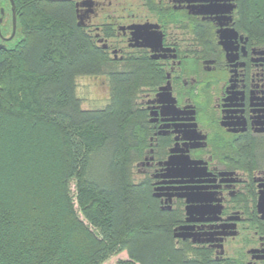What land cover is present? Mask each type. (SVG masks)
Segmentation results:
<instances>
[{"label": "flooded vegetation", "instance_id": "obj_1", "mask_svg": "<svg viewBox=\"0 0 264 264\" xmlns=\"http://www.w3.org/2000/svg\"><path fill=\"white\" fill-rule=\"evenodd\" d=\"M211 1L73 3L105 60L93 77L106 105L113 77L128 82L143 131L132 184L175 248L196 264H264V38L240 0ZM18 11L0 0V52L21 42Z\"/></svg>", "mask_w": 264, "mask_h": 264}, {"label": "trees", "instance_id": "obj_2", "mask_svg": "<svg viewBox=\"0 0 264 264\" xmlns=\"http://www.w3.org/2000/svg\"><path fill=\"white\" fill-rule=\"evenodd\" d=\"M15 1L22 39L0 52V264H102L123 252L115 264H196L132 184L143 131L128 82L113 77L102 108L81 105L77 79L105 60L73 0ZM240 4L264 38V0Z\"/></svg>", "mask_w": 264, "mask_h": 264}, {"label": "rangeland", "instance_id": "obj_3", "mask_svg": "<svg viewBox=\"0 0 264 264\" xmlns=\"http://www.w3.org/2000/svg\"><path fill=\"white\" fill-rule=\"evenodd\" d=\"M100 85L99 79L95 77H82L77 79L76 94L81 99V105L84 109H97L106 105L108 99V92ZM95 169L100 174L104 169V162L98 161L94 164ZM101 170V171H100ZM71 192H74V183L70 184ZM126 258V253H120L110 257L102 264H115L118 259Z\"/></svg>", "mask_w": 264, "mask_h": 264}, {"label": "water", "instance_id": "obj_4", "mask_svg": "<svg viewBox=\"0 0 264 264\" xmlns=\"http://www.w3.org/2000/svg\"><path fill=\"white\" fill-rule=\"evenodd\" d=\"M218 0H212L211 1V3L208 5V7L210 8V9H214L215 8V10L219 7V5L216 3ZM78 4L79 5H81V6H83L84 5V3H76V6H78ZM79 18V17H78ZM77 18V23H78V25H81V22H80V18L78 19Z\"/></svg>", "mask_w": 264, "mask_h": 264}]
</instances>
